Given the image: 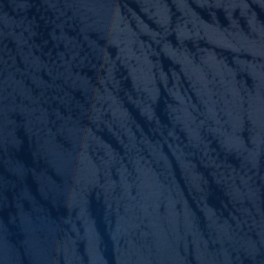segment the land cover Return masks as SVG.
Listing matches in <instances>:
<instances>
[{"label":"water","instance_id":"95a60500","mask_svg":"<svg viewBox=\"0 0 264 264\" xmlns=\"http://www.w3.org/2000/svg\"><path fill=\"white\" fill-rule=\"evenodd\" d=\"M0 264H264V0H0Z\"/></svg>","mask_w":264,"mask_h":264}]
</instances>
